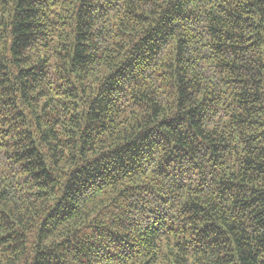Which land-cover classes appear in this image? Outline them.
Wrapping results in <instances>:
<instances>
[{
	"label": "trees",
	"instance_id": "16d2710c",
	"mask_svg": "<svg viewBox=\"0 0 264 264\" xmlns=\"http://www.w3.org/2000/svg\"><path fill=\"white\" fill-rule=\"evenodd\" d=\"M0 264H264V0H0Z\"/></svg>",
	"mask_w": 264,
	"mask_h": 264
}]
</instances>
